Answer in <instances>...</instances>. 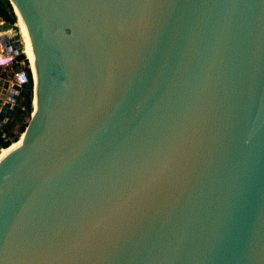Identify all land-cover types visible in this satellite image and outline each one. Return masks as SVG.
<instances>
[{
  "label": "water",
  "instance_id": "1",
  "mask_svg": "<svg viewBox=\"0 0 264 264\" xmlns=\"http://www.w3.org/2000/svg\"><path fill=\"white\" fill-rule=\"evenodd\" d=\"M9 2L0 264H264V0Z\"/></svg>",
  "mask_w": 264,
  "mask_h": 264
},
{
  "label": "built area",
  "instance_id": "2",
  "mask_svg": "<svg viewBox=\"0 0 264 264\" xmlns=\"http://www.w3.org/2000/svg\"><path fill=\"white\" fill-rule=\"evenodd\" d=\"M4 19L0 14V95L2 96V102H8L9 106L12 107L15 104V100H11L10 98L6 97L7 90L9 87H17L18 91L21 89L22 85L26 84L27 82H31V110L34 105L32 91H33V83H34V74L33 71L28 63V60L25 56L26 61L23 59L16 60L15 56L18 54L14 51L13 41L10 39V36L13 35V26H4ZM17 31V38L20 41L21 48H22V36L18 30V25L16 21L14 22ZM20 53H23L20 52ZM24 55V54H23ZM3 84H6L5 92L1 94V89ZM11 111V110H10ZM31 113V111H30ZM7 117H4L0 121L1 124L5 121ZM12 143V142H11ZM10 143V144H11ZM9 144V145H10ZM8 145V146H9ZM3 147H0V149Z\"/></svg>",
  "mask_w": 264,
  "mask_h": 264
},
{
  "label": "trees",
  "instance_id": "3",
  "mask_svg": "<svg viewBox=\"0 0 264 264\" xmlns=\"http://www.w3.org/2000/svg\"><path fill=\"white\" fill-rule=\"evenodd\" d=\"M0 14L5 23L4 26H16L17 16L15 15L12 5L9 0H0ZM16 60L23 59L26 61L23 53H18L15 56ZM31 82L22 85L18 91L15 104L12 107L9 115L0 126V147H7L11 142L16 141L20 132L24 129L31 111Z\"/></svg>",
  "mask_w": 264,
  "mask_h": 264
},
{
  "label": "bare ground",
  "instance_id": "4",
  "mask_svg": "<svg viewBox=\"0 0 264 264\" xmlns=\"http://www.w3.org/2000/svg\"><path fill=\"white\" fill-rule=\"evenodd\" d=\"M17 25H18V30L22 36V51L23 54L26 56L28 63L32 69V71L34 72L35 67H34V55L31 49V44H30V40H29V36L28 33L25 31V27H24V22L22 21V19L20 18V16H17ZM10 32H13V30H10ZM35 75V72H34ZM34 81L36 84V75L34 76ZM36 101V94L34 96V102ZM22 140H21V136L14 142H12L9 146L5 147V148H1L0 149V159L3 157L4 153L8 150L11 149L13 147H17L21 144Z\"/></svg>",
  "mask_w": 264,
  "mask_h": 264
},
{
  "label": "rangeland",
  "instance_id": "5",
  "mask_svg": "<svg viewBox=\"0 0 264 264\" xmlns=\"http://www.w3.org/2000/svg\"><path fill=\"white\" fill-rule=\"evenodd\" d=\"M0 28H2V26H0ZM24 57H25V55H24ZM29 116H30V114H29ZM29 116L26 118V120L28 121V119H29ZM19 136V135H18Z\"/></svg>",
  "mask_w": 264,
  "mask_h": 264
}]
</instances>
